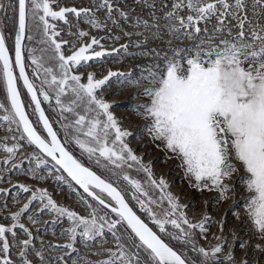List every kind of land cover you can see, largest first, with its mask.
<instances>
[{"label":"snow or ice","instance_id":"obj_1","mask_svg":"<svg viewBox=\"0 0 264 264\" xmlns=\"http://www.w3.org/2000/svg\"><path fill=\"white\" fill-rule=\"evenodd\" d=\"M5 20L15 25L14 40L6 33ZM81 21L104 32L111 31V22L130 43L109 50L101 41L118 42L121 35L91 36L80 28ZM61 22L67 28L65 34L75 39H63ZM129 24L155 29L156 38L166 31L174 39L197 42L180 47L169 40V55L149 49L147 38L131 41L133 35L143 33L126 30ZM85 37L89 39L83 41ZM133 44L136 50L130 51ZM65 46L74 49L70 55H65ZM109 57L160 62L142 66L138 78L108 69L98 79L96 72L87 71L92 63ZM74 69L84 72L75 74ZM114 78L122 86L146 84L132 96L146 98L133 106V112L146 121L144 130L151 140L179 159L192 187L216 192L219 203L232 199L237 185L243 186L248 193L246 222L254 235L264 239V0H90L88 7L61 6L60 0H0V122L10 134L4 140L13 141L10 146L0 142V151L6 153L2 163L10 165L8 171H21L23 163L15 162L17 155L31 146L33 151L25 159H34L36 165L23 170L24 174L44 180L40 170L50 157L54 171L60 173L54 180L67 184L89 210L87 216L80 215L58 204L45 188L13 185L19 190L17 196L30 195L7 217L10 225L0 223V264H17L14 249L19 264H50L43 241L36 248L38 236L22 222L25 214L31 224L45 225V231L49 223L69 222L59 232L65 243L47 245L64 251V256L56 257L58 264H65V256L73 253L77 258L72 264H233L231 251L221 258L226 243L224 221L219 222L217 243L207 249L199 246L196 229L206 238L213 218L205 214L198 222L191 221L185 211L188 205L167 191V181L156 180L151 165H144L126 143L133 134L120 126L110 111L113 105L100 94ZM44 103L57 118L46 114ZM57 123L59 130L54 127ZM74 147L87 156L89 166L77 158ZM92 164L102 173L97 174ZM133 165L146 174L145 181L129 174ZM156 188L164 193L159 200L151 195ZM9 192L0 189L5 195ZM129 193L152 226L130 206ZM18 202L13 197V203ZM154 205L162 212L157 213ZM45 213L54 218L42 220ZM109 243L113 246L108 247ZM78 245L95 248L92 255L103 259L81 256ZM244 246L241 242L240 247ZM256 247L264 253V247ZM189 250L195 258L188 255Z\"/></svg>","mask_w":264,"mask_h":264},{"label":"rangeland","instance_id":"obj_2","mask_svg":"<svg viewBox=\"0 0 264 264\" xmlns=\"http://www.w3.org/2000/svg\"><path fill=\"white\" fill-rule=\"evenodd\" d=\"M5 3H7V0H5ZM60 4H61V6H67V7H72V6L88 7V6H90V0H60ZM8 15L11 16L12 14L9 12ZM98 15L101 17V19L104 18L103 12L98 13ZM158 15H159V13H158ZM70 19H72L73 22L75 23L74 18L70 17ZM4 23H5L6 33L9 35L11 40H14L15 25L13 24V22L11 20H5ZM160 23L164 24L165 22L160 21ZM109 27L111 29L110 32L98 31L94 28H91L89 25L83 23L82 21L80 22V28L83 29L84 31L89 32L90 35L94 34L95 36H99V37L121 35V39L118 42L113 41L112 39L102 40L101 42L103 44L106 41L107 47H110V48L114 47V46L119 47V45L122 43H130V39L128 37H124L119 29L112 27L111 22H109ZM58 28H60L62 30L61 34L63 36V39H65V40L75 39V37L65 34L67 32V28L62 24V22L58 24ZM125 29L128 31H132L133 33H135V32H142L143 33L142 36L133 35L131 37V41L144 40L145 38H147L148 39L147 47L149 49L155 48L157 50H162V53L167 52L169 55L171 54L170 46L167 43V41H169V40L172 41L173 46H180V47H186L188 45H194L197 42L193 39H181V40L174 39L173 36L167 34L166 31L161 33V38H156L152 35V33L155 31V29L148 31V30H145L143 27L133 28V27H131V24L126 25ZM72 31L75 32L76 29L73 28ZM88 39H89V37H85V38H83V41H86ZM11 40H10V42H11ZM31 46L36 47L37 45L35 43H33ZM75 47H77V48L80 47V44H77ZM72 49L73 48H69L68 46H65L64 51H65V53L67 51H69L71 54V52L74 50V49L73 50ZM129 50L135 51L136 50L135 45L134 44L131 45ZM104 62H106V64H105V70L106 71L108 69H111V70L113 69L112 71H122L124 73L131 72V73H133L134 78H138L140 73L143 70L142 66L150 64V63L151 64L159 63L160 61H158L154 58H139V57H135V58L134 57H126V58H122L119 61H117V60L109 57V58H106ZM26 63H28L30 65V61H26ZM26 70L29 73H31L32 68L28 67ZM125 71H128V72H125ZM74 72H75V74H77L79 71H76L74 69ZM97 77H98V75H97ZM82 82H86V80H84V81L82 80ZM37 84H39V81H37ZM112 85L120 86L123 89L126 88V91H129L130 93H132V96L136 93H139L142 90V88L146 86V84H144V83H141L140 87L122 86L115 80V78L112 80L110 86H112ZM110 86H108V87H110ZM108 87H106V89ZM136 91H138V92H136ZM138 99L142 100L143 102H145V100H146L145 97H140ZM2 100H3V95L0 94V101H2ZM134 100H137V99H132V101H134ZM52 103L54 105L55 101L53 100ZM43 106L46 109V113L48 115H50L54 118H57L56 113H53V112H51L50 109H48L47 103H44ZM28 110L31 111V109H28ZM2 114L3 113L0 112V115H2ZM66 115L71 116V114H66ZM135 116L137 118H139L142 122H146L140 116H138L136 114H135ZM32 119L35 120V117H32ZM144 125L141 126V128H142V135L141 136L147 137V139H145V140H147V142H145L143 144L142 148H144L145 150L146 149H148V150L143 155L144 156L145 155L146 156H151V155L158 156L154 160V162L158 164L157 169H160L163 171L167 170V173L169 176H171L172 178L174 176L177 177L176 180H174L175 182H169L168 181L169 178L166 176L163 177L161 175V176L156 177V173H155L156 171L154 172V170L151 166L154 178L156 180H159L161 177H163L167 181L168 186H169L167 191H170L174 196L178 197L179 202L181 200L187 198V197L188 198L191 197L192 200L189 199V200H191V202L189 204H185V205H188V207L185 211H186L188 218L191 221L198 222L199 220H201L203 218V216L205 214H208L209 216H211L213 218L212 223L208 226L209 231L207 233L206 238L203 236H200L199 235V229H196V233H197L196 240L198 242V245L201 247H205L206 249L215 245L217 243L215 236L220 235L219 222L221 220H223L224 221V236L226 235L229 238H228V240L226 239L224 252L221 254V258H223V256H225L229 251H231L233 258H234L233 264H244L245 261H247V264H264V253H262L256 247V245H260L261 247H264V239H260L256 235H254L251 224L246 222L247 217L245 214L244 204H245V197H247L248 193L243 190V186L237 185V187H236V190H237L236 196H238L237 197L238 200L232 198V200L229 199V200L221 201V202L217 203L215 201V197L217 196L216 192H214V191L210 192L207 189L200 191V190H197L190 185L189 180L187 178H185L184 169L180 166L179 159L176 158L175 155H173L169 152H166L164 149V146L159 141H152L151 137L146 134V132L144 130ZM54 127L57 130H59L60 124L57 123L54 125ZM9 135L10 134L7 132V125L4 124L3 122H0V142H6L10 146L13 143V141H11V139H9L7 141L4 140V138L6 136H9ZM44 135H46V134L44 133ZM60 135L62 137L63 133L61 132ZM32 151H33V148L31 146L26 145L24 147L23 151L17 155L15 162L17 164H20L21 162L23 163V169L21 171H17L15 169H13L12 171H8L10 165H5L2 163L6 153H4L3 151H0V177H3V179H0V189H9L10 190V192L7 195H5L4 193H0V208L3 209L2 211H0V223L10 225L11 220L7 219V217H10L12 212L18 211L19 208H21L23 206V204L27 202V198L30 194L29 193H20L19 196H17V193L19 190L17 188H14L13 185H18V184H26V185H29V186L34 187V188H45L49 191L50 194H52L53 199L56 200V202L58 204H61L65 207H69L71 210L76 211L80 215L87 216L89 210L87 209V207L84 204H82L79 201V199L77 198V196L75 194H72L69 192L67 184H61V183L56 182L54 180V175H59L60 173H56L54 171V164L55 163L53 161H51L50 159L47 158L48 159L47 166L42 167L40 170L41 174L46 177L44 180L33 179L31 177V175L24 174L23 170H26L30 167H35V165H36V161L34 159H32V160L25 159L26 156H30ZM73 151H74V154L77 156V158L81 159L82 162L85 163V165L89 166V162L87 160L86 155L82 156L80 150L76 147L73 148ZM142 163L144 165H151V164L144 163L143 159H142ZM91 167L94 170H96L97 172H99L100 174L103 171L102 169L96 168V166L94 164H92ZM49 169L53 170L52 174L49 173ZM128 171H129V174L131 176H133L134 178L139 179L142 182L146 180V174L142 171L137 172L135 165H133L132 168L128 169ZM64 175H66V174H64ZM235 180H236V177L234 176L233 181H235ZM177 186H178V188H180V191L173 192L171 190V187H173V189H174V187H177ZM74 187L78 188V186H75V185H74ZM79 191H82V190H79ZM151 195L155 199L159 200L160 197L164 195V193L161 192L160 189L156 188L151 192ZM13 197H16V199H18L19 202L13 203ZM241 197H243V199ZM128 198L130 200V204L132 206H135L134 209L143 218L146 219V222H148L150 224V226H152L151 221H148L147 217H145L144 214L139 211V207H138V205H135V201H131V194L130 193H129ZM230 200L232 202L228 203ZM180 203L182 204V202H180ZM5 204H7V208H3V206ZM164 206L165 207L167 206L166 201H164ZM36 207H38V204L36 205ZM153 207L157 213L162 212L161 207H156L155 205ZM236 213H239V219H237ZM53 218L54 217L52 215H49L47 213L43 214L41 217V219L44 221H51ZM22 222L25 224L26 227H29L33 231L34 235L38 236V238L34 242L35 247L40 248L41 247V241H43V243L45 245L44 255H45L46 259H48L50 261V264H58L56 257L64 256V251H61V250H55L54 251L52 248H48L47 245H49V244L56 245V244L65 243V240L60 238L59 232L62 228L68 227L69 222L65 220L62 225L57 224L55 226H53L49 223V225H47L46 231H45V227H46L45 225H43V224L33 225L30 222H28L27 221V214H25V216L22 218ZM38 228L40 229L39 233L36 232V230ZM231 229H234V231H230ZM236 229L242 231L241 235L240 234H239L240 236L238 235V238L236 237V233H235ZM53 230L56 231V235L52 234ZM154 230H156V229L154 228ZM226 230H227V232H226ZM248 233H250V235H248V236L251 238L250 242H252L250 244H248L246 237H244L245 239L242 238L243 237L242 234H248ZM20 238L24 239L25 237L21 236ZM231 239H233V241ZM229 241H231V243ZM241 242L245 243V246L243 248L240 247ZM171 244L177 248L180 247L179 245L176 244L175 241H171ZM112 246H113L112 243L108 244V247H112ZM78 247L80 248L81 256H84V257L90 256V258H91V256H94V257H97L96 260L103 259V257L92 255V252L95 251V248L85 249V248H83L82 245H78ZM245 248H247L246 252H240V251L244 250ZM17 251L18 250H15V249L13 250L12 258L14 260H16L17 264H19V258L16 255ZM241 253H243L244 257H242L238 260L237 257ZM73 254H76V253H73ZM188 255L193 257V258H195V256H196V254L192 253L190 250L188 251ZM30 258L33 260H38V258L35 256H30ZM51 261H54L55 263L51 262ZM70 264H72V263H70ZM225 264H226V262H225Z\"/></svg>","mask_w":264,"mask_h":264},{"label":"bare ground","instance_id":"obj_3","mask_svg":"<svg viewBox=\"0 0 264 264\" xmlns=\"http://www.w3.org/2000/svg\"><path fill=\"white\" fill-rule=\"evenodd\" d=\"M92 36H95V35L93 34ZM97 37L99 38V36H97ZM104 46H105V48H107L109 50L112 48V47L111 48L110 47H107L106 41L104 43ZM96 50H100V49L97 48ZM65 55H70V52L67 51L65 53ZM105 64H106V62H103V63H99V62L92 63V67L89 68V69H87V71H94V72H96L97 75H98V77H97L98 79L99 78H103V76L107 75V71L105 70ZM83 72H84V70L83 69H80L77 74H81ZM125 72H128V71H125ZM136 92H138V91H136ZM100 94L103 95V97L109 103H111L113 105V107L110 109V111L116 116V118L118 119V121L120 123V126L123 129H126L127 131H129V132H131L133 134L132 136H129V137L126 138V143H128L129 147H131L133 149V151L135 152V154L138 157H141L143 159V162L144 163L151 164L154 172L156 171L155 172L156 173V177L161 176V175L163 177L166 176V177L169 178V180H168L169 182H175L174 180H176L177 177L174 176L172 178L171 176L168 175L167 170L166 171H163V170L157 169L158 168V166H157L158 164L155 163L154 160L158 156H156V155H154V156L153 155H151V156H146L145 155L144 156L143 155V154H145L147 152L148 149L145 150L144 148H142L143 147V144L145 142H147V140H145V139H147V137H144V136L142 137L141 136L142 135V128H141V126L144 125V124H146V122H142L139 118H137L135 116V113L133 112V106H135L137 104H142L144 102L142 100H139V99L132 101V93H130L129 91H126V88L123 89L122 87L116 86V85H112V86L108 87L107 89L104 88V90ZM138 136H139V138H137ZM171 190L173 192H176V191H180V188H178V186L177 187H174V189H173V187H171ZM237 197L238 196H236V193H235V195L233 196V198L236 199V200H238ZM241 198L243 199V197H241ZM189 199H191V197H189V198L187 197V198L181 200L180 202H182L183 205L189 204L191 202V200H192V199L191 200H189ZM231 200L228 203H231L232 202ZM230 231H234V229H231ZM226 232H227V230H226ZM241 232H242L241 230H238V229L235 230V233H236V237L237 238H238V235L239 234L241 235ZM242 235H243L242 238H244V237L247 238L248 244L252 243V242H250L251 238L248 236V235H250V233H248V234H242ZM225 237L228 240L229 237H227L226 235H225ZM231 240L233 241V239H231ZM229 242L231 243V241H229ZM246 249L247 248H245L244 250H242L240 252H246ZM242 257H244L243 256V253H241L240 255H238L237 259L239 260Z\"/></svg>","mask_w":264,"mask_h":264},{"label":"built area","instance_id":"obj_4","mask_svg":"<svg viewBox=\"0 0 264 264\" xmlns=\"http://www.w3.org/2000/svg\"><path fill=\"white\" fill-rule=\"evenodd\" d=\"M81 255V254H80ZM77 257H76V254H72V256L71 257H68V256H66L65 257V264H70V263H72V259H76ZM87 258H89V259H91L92 261H96V259H97V257H94V256H91V258H90V256L89 257H87ZM51 262H54V261H51ZM55 263V262H54Z\"/></svg>","mask_w":264,"mask_h":264},{"label":"water","instance_id":"obj_5","mask_svg":"<svg viewBox=\"0 0 264 264\" xmlns=\"http://www.w3.org/2000/svg\"><path fill=\"white\" fill-rule=\"evenodd\" d=\"M43 106V105H42ZM44 107V106H43ZM47 114V113H46ZM46 134V133H45ZM48 159H50L51 160V158L50 157H48ZM52 161V160H51ZM54 162V161H53ZM55 163V162H54ZM87 166V165H86ZM94 170V169H93ZM94 171H96V170H94ZM97 174H100L99 172H97ZM130 206H132L131 204H130ZM135 210V209H134ZM138 213V212H137ZM139 214V213H138Z\"/></svg>","mask_w":264,"mask_h":264}]
</instances>
